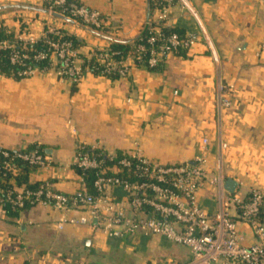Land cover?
<instances>
[{"label": "crops", "instance_id": "obj_1", "mask_svg": "<svg viewBox=\"0 0 264 264\" xmlns=\"http://www.w3.org/2000/svg\"><path fill=\"white\" fill-rule=\"evenodd\" d=\"M99 12L108 25L94 32L45 13L44 0H0V26L14 36L38 39L55 28L77 39L81 57L115 42L134 43L149 21V0H74ZM167 11L165 28L195 34L199 41L159 70L137 66L126 79L85 72L78 85L55 70L24 79L0 73V150L40 149L51 167L28 174L30 184L50 182L77 196L83 186L73 166L79 146L108 157L139 155L164 165L192 164L204 140L207 169L224 188L246 200L264 195V0H185ZM21 6L24 8H16ZM191 10V11H190ZM230 102L228 108L220 100ZM13 184H16L13 179ZM124 203V192L109 190ZM218 188L206 185L199 205L219 212ZM237 220L238 211L229 210ZM84 224L58 230L51 207H30L9 217L0 206V264H189L190 250L161 236L129 234L109 238L86 213ZM260 221L264 226V207ZM244 244L254 243L241 222Z\"/></svg>", "mask_w": 264, "mask_h": 264}, {"label": "built area", "instance_id": "obj_2", "mask_svg": "<svg viewBox=\"0 0 264 264\" xmlns=\"http://www.w3.org/2000/svg\"><path fill=\"white\" fill-rule=\"evenodd\" d=\"M160 12L159 22L149 21L146 25L152 35L140 40L133 51L125 56L109 49L94 52L83 61L68 35L55 28L46 29L38 39L28 32L14 36V40L0 43L1 50H11V64L21 70V79L36 72L55 70L57 75L78 85L85 72L97 71L107 78L126 79L137 66L150 70L161 68L171 56L188 54L198 43L195 34L165 35L162 29L167 22V11L176 2L185 0H149ZM45 10L51 16H60L85 29L102 32L108 25L99 12L91 10L80 2L69 0H44ZM188 8V7H187ZM191 11V10H190ZM65 22V21H64ZM50 36V37H49ZM44 42L47 53H38L33 58L26 54L27 47ZM19 46V47H18ZM16 48H19L18 50ZM90 62V60H92ZM48 61V68L34 69L25 61ZM220 106L228 108L230 102L220 100ZM204 140L201 154L192 164L164 165L137 156L135 162L123 159L119 165L131 172L132 181L117 176L119 169L105 168L98 156L91 154L84 146L76 151L73 166L81 170L94 171L95 194H90L84 184V174H79L82 192L70 196L56 191L50 182H43L35 189L17 187L10 174L17 171V162L36 170H46L50 163L37 151L0 150L4 159L0 165V206L9 204L13 210L27 207H51L58 214V230L65 226L84 224L74 214L86 213L97 222L98 229L109 238H123L129 234L161 236L169 242L187 247L191 252L189 264H264V226L260 221L264 207V195L256 189L246 200L230 194L224 188L220 176L211 177L207 169ZM218 188L219 212L210 216L198 203V195L206 185ZM124 192V203L119 202L109 190ZM236 209L237 220L229 212ZM247 225L254 236V243H243L238 232V223Z\"/></svg>", "mask_w": 264, "mask_h": 264}, {"label": "trees", "instance_id": "obj_3", "mask_svg": "<svg viewBox=\"0 0 264 264\" xmlns=\"http://www.w3.org/2000/svg\"><path fill=\"white\" fill-rule=\"evenodd\" d=\"M69 1H74V0H69ZM74 2H77V1H74ZM149 6H150V11H154L156 8L155 4L152 3L151 1H149ZM44 7L46 8V6H44ZM162 32L165 35H171V34L175 33V34H179V35L183 36V34H180L177 30H174V29L163 28ZM151 35H152V33H151L150 29L146 27L143 30L140 37L134 43L129 44V43L115 42L111 45L109 50L111 52L119 53V56H125L126 54H128L134 50L133 46L136 45L137 43H139L140 40H146ZM68 39L72 42L74 48L78 49V47L80 45L79 41L73 37H70V36H68ZM6 40H11V41L14 40V35L13 34H7L6 30L0 26V43L4 42ZM16 49L18 50L19 48H16ZM25 52L29 57L33 58L38 53H43V54L47 53L48 48L44 44V42H38L36 44L28 46L27 50ZM11 55H12L11 50H1L0 51V73L5 77H10V78H14V79H21L20 77L17 76V72L21 70V67L18 65L11 64V61H10ZM81 59L83 61H87L86 57H81ZM92 61H93V59L90 60V62H92ZM25 65L31 66L34 69H43V68H48V61L46 60V61L36 62L34 60H28V61H25ZM159 69H157V70H159ZM93 73L98 75L97 71H94ZM112 79H115V78H112ZM32 150H37L44 157V155L40 149L31 148V149L22 150V151H32ZM86 150L91 151L88 148ZM90 153L98 156V158H100V160L102 161L105 168H117V169H119V172L117 174L118 177H120L124 180H129V181L133 180L131 172L127 171L126 169H123L119 165V162L123 159H127L131 162H135L133 158L128 157L126 155H121V154H118L115 157H108L105 154H103L101 151H98V150L91 151ZM7 160L8 159H4L2 157V155L0 154V165ZM74 168L78 174L83 173L78 168H76V167H74ZM34 170H36V169L32 168V167H30L24 163L17 162L16 173L10 174L9 177H12L15 180V182H16L15 185L17 187H26L27 189H35L40 184H30L28 181V174ZM83 174H84V181H85L84 184H85L86 189L88 190V192L90 194L94 195L96 193L94 186H93L94 179H95V172L94 171H86ZM28 208H30V207H27L25 209H28ZM3 209L5 210L6 214L9 217H16L18 215V213L21 212V211L13 210L9 204H5L3 206Z\"/></svg>", "mask_w": 264, "mask_h": 264}, {"label": "water", "instance_id": "obj_4", "mask_svg": "<svg viewBox=\"0 0 264 264\" xmlns=\"http://www.w3.org/2000/svg\"><path fill=\"white\" fill-rule=\"evenodd\" d=\"M16 8H22V9H30V10H33V11H36V9L34 8H24V7H21V6H14ZM45 13H48L47 11H44ZM56 18H59L65 22H68V23H73L71 21H68L67 19L65 18H62L60 16H55ZM237 185L235 182H233L232 180H228L226 186H225V189L227 192H229L230 194H233L235 192V189H236Z\"/></svg>", "mask_w": 264, "mask_h": 264}]
</instances>
